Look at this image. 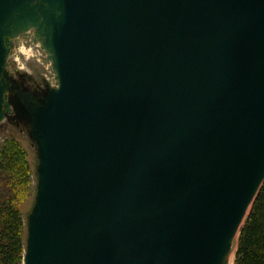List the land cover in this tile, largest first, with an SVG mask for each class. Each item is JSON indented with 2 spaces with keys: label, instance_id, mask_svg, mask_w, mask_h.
<instances>
[{
  "label": "water",
  "instance_id": "obj_1",
  "mask_svg": "<svg viewBox=\"0 0 264 264\" xmlns=\"http://www.w3.org/2000/svg\"><path fill=\"white\" fill-rule=\"evenodd\" d=\"M63 2L22 264H215L264 183V0Z\"/></svg>",
  "mask_w": 264,
  "mask_h": 264
},
{
  "label": "rangeland",
  "instance_id": "obj_2",
  "mask_svg": "<svg viewBox=\"0 0 264 264\" xmlns=\"http://www.w3.org/2000/svg\"><path fill=\"white\" fill-rule=\"evenodd\" d=\"M33 6L39 14L37 21L26 23L23 21L21 15L17 18V20H21L23 24H21V28H18L14 26L17 21H15V23H11L7 17L4 16L0 20V24L8 26V23H10L9 34H15V32L21 31L24 28L35 24L45 35V45L47 47L48 34H50V31L48 30L47 34L46 31L42 30V20L45 18L42 16L44 14L48 17L51 13L52 17H50L49 20L51 23L50 28L54 31L55 27H57L58 17L59 19L61 18V12L60 15L57 16L56 11L60 10L57 7H53L48 1L47 5H45V3H40L39 5ZM12 8H18V5L15 6V3H13ZM42 10L48 11H44L42 14ZM17 13V16L20 15V11H17ZM49 21L46 24L47 27L49 26ZM3 29L4 33H7V28L3 27ZM50 39L52 38L50 37ZM6 52L7 49L4 48V54H6ZM31 66L33 68L31 74H20L18 78H13L9 73L4 71L2 67L0 68V82L4 85L5 89L9 90L10 93L7 97L4 96L7 106L4 104L0 106V111L3 114V117L0 119V145L6 138L14 137L18 140L21 146L25 148L32 179L29 187L30 190L20 205L23 214L24 225L22 229V236L25 244V252L30 238L31 217L36 210L41 183L43 154L41 141L42 117L45 109L50 103L52 93L55 90L44 75V69L42 66L35 63ZM23 260L21 264L23 263Z\"/></svg>",
  "mask_w": 264,
  "mask_h": 264
},
{
  "label": "trees",
  "instance_id": "obj_3",
  "mask_svg": "<svg viewBox=\"0 0 264 264\" xmlns=\"http://www.w3.org/2000/svg\"><path fill=\"white\" fill-rule=\"evenodd\" d=\"M31 181L25 148L6 138L0 145V264H21L24 258L20 205ZM234 264H264V183L241 229Z\"/></svg>",
  "mask_w": 264,
  "mask_h": 264
},
{
  "label": "clouds",
  "instance_id": "obj_4",
  "mask_svg": "<svg viewBox=\"0 0 264 264\" xmlns=\"http://www.w3.org/2000/svg\"><path fill=\"white\" fill-rule=\"evenodd\" d=\"M40 3L47 5V0H32L33 5ZM13 14L18 13L14 12ZM56 15L59 16L60 11H56ZM5 48L7 52L4 56V63L0 67L13 78H18L20 74H31L33 71L31 65L35 63L42 66L44 75L52 87L57 90L60 88L58 75L53 71L52 54L45 45V35L35 24L17 31L15 34H8ZM9 94V90L5 89L3 95L7 97ZM233 261L234 255L230 258L229 264H233Z\"/></svg>",
  "mask_w": 264,
  "mask_h": 264
},
{
  "label": "bare ground",
  "instance_id": "obj_5",
  "mask_svg": "<svg viewBox=\"0 0 264 264\" xmlns=\"http://www.w3.org/2000/svg\"><path fill=\"white\" fill-rule=\"evenodd\" d=\"M47 1H50L52 4H54V3L56 4V7L61 12L60 21H62L63 16H64V2H63V0H47ZM13 3H15V6L18 5L19 8L24 6V11L22 14V19L24 22L31 23V22L37 21L39 14L35 10V7L32 5V0H12V4ZM57 4H58V6H57ZM0 33H1V31H0ZM1 35H2V33H1ZM50 40L51 41H50L48 49L52 54L51 56H52V60L54 63V72L57 73L58 79L60 81L59 72H58V65H57V56H56L54 44L52 43V39H50ZM239 228L240 227L236 228L233 231V233L230 235V237L228 238L226 244L224 245V247L220 253L219 258L215 262V264H229L230 258H232L233 255H234V259H235V253H236L238 236H239ZM234 261H233V263H234Z\"/></svg>",
  "mask_w": 264,
  "mask_h": 264
}]
</instances>
